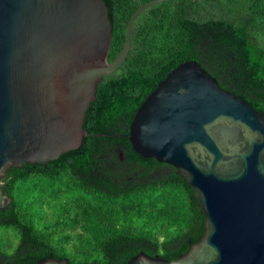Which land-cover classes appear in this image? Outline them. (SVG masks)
<instances>
[{
  "label": "trees",
  "instance_id": "trees-1",
  "mask_svg": "<svg viewBox=\"0 0 264 264\" xmlns=\"http://www.w3.org/2000/svg\"><path fill=\"white\" fill-rule=\"evenodd\" d=\"M112 27L108 61L130 15L148 0H104ZM194 60L264 114V0H163L134 19L125 61L97 84L81 145L45 164L6 171L13 201L0 228V264H126L139 251L174 260L204 231L193 189L173 166L135 152L127 134L146 96L181 62Z\"/></svg>",
  "mask_w": 264,
  "mask_h": 264
},
{
  "label": "water",
  "instance_id": "water-1",
  "mask_svg": "<svg viewBox=\"0 0 264 264\" xmlns=\"http://www.w3.org/2000/svg\"><path fill=\"white\" fill-rule=\"evenodd\" d=\"M108 61L104 0H0V211L6 171L77 149L97 84L130 49L134 19ZM135 152L173 166L204 216L199 240L174 260L143 251L126 264H264V114L194 60L158 82L127 134ZM36 264H69L52 256Z\"/></svg>",
  "mask_w": 264,
  "mask_h": 264
},
{
  "label": "rangeland",
  "instance_id": "rangeland-1",
  "mask_svg": "<svg viewBox=\"0 0 264 264\" xmlns=\"http://www.w3.org/2000/svg\"><path fill=\"white\" fill-rule=\"evenodd\" d=\"M17 241V238L13 235V232L10 230H3L0 228V245L3 247L14 245Z\"/></svg>",
  "mask_w": 264,
  "mask_h": 264
}]
</instances>
